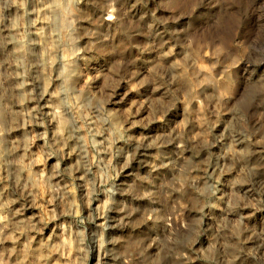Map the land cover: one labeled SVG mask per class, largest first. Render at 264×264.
I'll return each mask as SVG.
<instances>
[{"label": "rangeland", "instance_id": "rangeland-1", "mask_svg": "<svg viewBox=\"0 0 264 264\" xmlns=\"http://www.w3.org/2000/svg\"><path fill=\"white\" fill-rule=\"evenodd\" d=\"M262 79L264 0H0V264H264Z\"/></svg>", "mask_w": 264, "mask_h": 264}, {"label": "bare ground", "instance_id": "bare-ground-1", "mask_svg": "<svg viewBox=\"0 0 264 264\" xmlns=\"http://www.w3.org/2000/svg\"><path fill=\"white\" fill-rule=\"evenodd\" d=\"M250 2V1H249ZM227 17V16H226ZM240 19L236 18L235 16L233 17H227L225 20L226 24V32L225 35L228 37L231 35V32L235 29L237 25L240 24ZM248 31V30H247ZM219 47V46H217ZM216 47V48H217ZM222 47V46H221ZM227 50V49H226ZM225 52V51H224ZM231 52V51H230ZM216 54V53H215ZM232 59V58H231ZM209 60V59H208ZM196 61V60H195ZM199 61V60H198ZM215 61V60H214ZM213 61V63H214ZM197 62V61H196ZM229 62V61H228ZM196 64V63H195ZM230 64V63H229ZM199 65V62H198ZM216 65V64H215ZM203 66V65H201ZM213 66V65H211ZM200 67V66H198ZM201 68V67H200ZM203 71V77H202V84L205 85L207 89H205L206 92H202L203 94V105L207 108L215 109L216 107L219 109L224 110V104L226 105V99L229 98V96L232 93V85L234 84V79H233V74L231 73V70H229L228 66L222 67L221 71H219V74H216L213 67H202ZM220 70V69H219ZM196 72V71H195ZM201 74V73H200ZM198 77L196 76H191V79L189 81L190 83V88L193 89L195 93H198L201 90H198L199 82L197 80ZM241 79V78H240ZM242 81V79H241ZM124 86V85H123ZM122 86V87H123ZM238 87V86H236ZM235 87V88H236ZM234 88V90H235ZM240 88V86H239ZM238 88V89H239ZM244 89V88H243ZM236 91V90H235ZM244 91V90H243ZM234 92V91H233ZM199 94V93H198ZM243 94V93H242ZM192 95V94H191ZM195 95V94H194ZM196 97V96H195ZM194 97V98H195ZM241 98V97H240ZM240 101V100H239ZM236 104V103H235ZM261 104H264V80H259L257 82H252L250 83L247 88H245L244 95L240 101V108L244 112H248L249 109H251L254 106H260ZM198 106V104H195ZM222 105V106H221ZM193 106V105H192ZM200 106V105H199ZM221 107V108H220ZM194 109V107H191ZM199 110V108H196ZM221 109V110H222ZM226 109V108H225ZM212 111V110H211ZM230 111V110H229ZM225 112V111H224ZM228 112V111H227ZM249 116V114H248ZM264 116V115H263ZM227 117V116H226ZM243 117V115L241 116ZM203 118V117H202ZM204 119V118H203ZM240 119V117H239ZM238 119V120H239ZM243 118H241L242 120ZM201 120V119H200ZM261 120V119H260ZM245 121V120H244ZM260 122V121H259ZM243 123V122H242ZM199 124V123H198ZM235 125V124H234ZM242 125V124H241ZM199 126V125H197ZM201 126V124H200ZM239 126V125H238ZM201 128V127H200ZM204 128V127H203ZM246 129V127H245ZM263 136V134H262ZM261 139V138H260ZM260 142V141H259ZM237 154V153H236ZM238 156V155H237ZM264 190V189H263ZM264 194V192L262 193ZM264 202V201H263ZM1 218V217H0Z\"/></svg>", "mask_w": 264, "mask_h": 264}]
</instances>
